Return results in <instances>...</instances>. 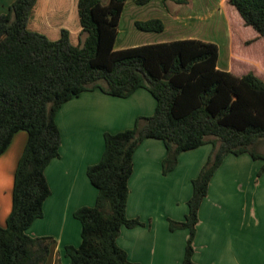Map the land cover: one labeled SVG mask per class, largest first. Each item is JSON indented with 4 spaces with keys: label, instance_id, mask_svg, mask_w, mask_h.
<instances>
[{
    "label": "trees",
    "instance_id": "16d2710c",
    "mask_svg": "<svg viewBox=\"0 0 264 264\" xmlns=\"http://www.w3.org/2000/svg\"><path fill=\"white\" fill-rule=\"evenodd\" d=\"M37 1L15 0L0 15V155L18 131L28 132L15 172L12 210L6 226L0 225V264H45L56 241L33 237L28 229L44 216L51 194L46 168L60 156L56 115L63 104L88 90L126 98L139 88L154 96L155 112L139 116L132 128L105 133L103 156L87 171L98 197L94 206L74 213L82 223V242L65 246L66 255L72 264H130L117 239L123 226L143 225L127 214L129 180L136 149L154 138L167 149L165 174L177 166L182 152L212 145L192 181L185 220H170L171 230L190 231L183 264H199L194 260L199 211L216 171L230 154L264 160L259 149L264 142V79L252 72L236 76L232 71L242 64L239 58L232 71L218 68L220 48L212 41L189 38L116 49L128 0H78L85 37L74 44L70 32L62 29L53 40L28 27ZM223 7L234 51L252 60L248 49L264 39V0H224ZM136 26L165 29L160 18L137 20ZM263 172L264 165L258 176Z\"/></svg>",
    "mask_w": 264,
    "mask_h": 264
},
{
    "label": "crops",
    "instance_id": "0c3cea01",
    "mask_svg": "<svg viewBox=\"0 0 264 264\" xmlns=\"http://www.w3.org/2000/svg\"><path fill=\"white\" fill-rule=\"evenodd\" d=\"M14 1L0 0V15L8 12ZM156 1V6L151 0L133 7L134 17L129 26L132 28L133 23L137 28V20L160 18L165 29L161 32L139 29L141 32L129 31L130 35L123 36L122 21L128 0L116 49L196 38L219 45L220 69L233 70L236 58L242 63L254 62L234 51L227 17H210L211 14L205 13L214 0ZM218 2L223 7L224 0ZM77 5L78 0H38L28 27L53 40L60 38L62 29H67L71 37L79 34L84 38ZM165 33L169 36L165 37ZM120 42L125 45L118 46ZM222 45L228 46L227 67L221 64ZM254 63L261 66L259 61ZM156 104L154 96L145 88L126 98L95 89L82 92L60 108L56 115L62 134L60 156L46 168L51 194L44 203V216L28 229L33 237L50 236L56 240L45 264H72L65 246L77 247L82 242V223L74 216L76 210L96 203L98 189L87 171L103 156L105 133L132 128L139 116L153 115ZM27 141L28 132L18 131L0 155V225L3 227L12 210L15 172ZM166 152L162 140L148 138L134 153L127 214L140 219L143 225L123 226L117 239L126 250L130 264H183L190 231L188 228L171 230L170 220H185L193 194L192 181L207 162L212 145L182 152L177 166L167 174L162 165ZM263 165V159H254L249 153L230 154L224 159L200 207L194 239L197 263L264 264V172L258 176Z\"/></svg>",
    "mask_w": 264,
    "mask_h": 264
},
{
    "label": "rangeland",
    "instance_id": "374dc122",
    "mask_svg": "<svg viewBox=\"0 0 264 264\" xmlns=\"http://www.w3.org/2000/svg\"><path fill=\"white\" fill-rule=\"evenodd\" d=\"M67 1L68 0H64ZM153 6L157 5V1L153 0V2L151 3ZM210 10H207L205 13L207 14H211L210 17H224L225 16V11H224V7L221 6V4H219L218 0H214V2H210ZM133 7H139L138 4L134 1V0H129V3L127 5V9L126 12L124 14V18L122 21V34L124 35H130L129 31H134L135 30L137 32H141L139 31V29H137L136 27L133 26L132 23V28H134L132 30V28H130L129 26V22L131 24V20L133 19V12H135L134 10H132ZM143 8V7H142ZM135 9V8H133ZM155 9V8H154ZM136 15V14H135ZM133 22V21H132ZM33 24H30V28L33 27ZM70 25L74 26L72 22H70ZM250 30H252V32H254L253 28L248 27ZM226 30V29H225ZM218 32L220 31V28L218 29ZM166 34V33H165ZM245 35L248 36L250 35L249 32H245ZM169 35L166 34L165 37H168ZM71 41L74 44H78L80 41V35L79 34H74L71 37ZM132 44L135 43L134 41L131 42ZM125 44H122V42L118 43V46H122ZM247 52V51H246ZM249 54H251V56L253 57V61H259L261 62V66H257L254 62H247V63H242L239 64L234 71H232L233 73L236 74V76L238 75H243L245 73H249L252 72L258 76H260L262 79H264V39H261L259 42L255 43L254 47H250L248 49ZM227 53H228V46H223L222 45V56H221V64L222 66L227 67ZM260 151L264 152V142L260 143L259 146Z\"/></svg>",
    "mask_w": 264,
    "mask_h": 264
}]
</instances>
